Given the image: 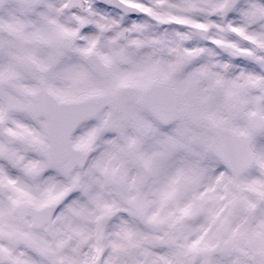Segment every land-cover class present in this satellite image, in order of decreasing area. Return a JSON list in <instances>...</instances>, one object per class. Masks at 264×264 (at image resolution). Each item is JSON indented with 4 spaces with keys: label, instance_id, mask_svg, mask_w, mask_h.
<instances>
[{
    "label": "snow or ice",
    "instance_id": "snow-or-ice-1",
    "mask_svg": "<svg viewBox=\"0 0 264 264\" xmlns=\"http://www.w3.org/2000/svg\"><path fill=\"white\" fill-rule=\"evenodd\" d=\"M36 3L37 0H15V7L6 17L7 23L0 25V242H9L7 246L0 243V264H29L15 253L14 246L21 241L47 257L49 264H66L67 258L58 259L54 247L37 241L19 226L29 216L32 223L48 224L47 210L62 192L50 188L37 197L30 185L15 173L19 171L24 177L36 178L45 170L56 168L69 174L72 167L82 163L93 143L104 133L114 134V138L106 140L109 150L96 164L106 177L114 181L119 179L113 161L121 154L132 157L150 176L166 173L156 193L157 199L151 203L157 206L153 220L169 228L157 239L175 250L163 255L145 250L146 259L137 264H215L216 249L234 245L241 233L237 228L227 239H221L219 235L210 236L209 229L203 228L199 236L191 239V230L183 224L187 216L204 211L203 203L196 201L203 202L207 197V193H200L192 202L181 205L184 195L198 186L203 174L198 163L185 155L192 154L193 145L199 142L198 138L188 135L185 117L196 123L206 120L217 132L223 131L225 121L198 111L196 106L207 104L217 89H225L232 97L234 89L245 85L255 87L256 78L247 76L244 84L235 80L225 82L222 77H214L207 64L186 72L193 57L204 49L186 46L183 41L187 40V35L179 32L176 33L178 39L168 42L163 38H142L149 25L136 22L127 31L138 35L134 38L125 32L116 33L108 41L105 53L97 50L96 39L90 40L87 47L77 49L83 57H95L96 67L109 78L94 79L79 65L61 68L63 50L74 33L59 27L50 30L32 27L30 18ZM123 3L158 24L200 31L215 26L197 19V14L204 12L198 7L199 0H123ZM229 7L230 0H222L213 11H226ZM248 15H264V9H256ZM231 31L264 47V38L246 35L240 27H232ZM227 46L241 51L235 43ZM146 47L151 51L142 52ZM120 64L131 65L132 71H115ZM223 67L227 69L229 65ZM179 73H184V78L177 80ZM64 81H70V86H58ZM130 89L134 91L129 92ZM161 91L167 92L173 104L182 109L157 113L158 120L164 124L176 121L170 132L163 133L158 130L156 121L149 123L138 114V106ZM104 105H108L106 110ZM89 118H96L99 123L74 138L73 130ZM217 152L237 175L251 164L248 156H241L233 164L218 146ZM32 154L39 158H33ZM257 162L264 168V161ZM231 184L233 181L225 184L219 196L225 201L224 225L231 223L233 212L242 205L249 211L256 209L257 205L243 195L245 191L255 192L258 200L264 201V184L238 185L237 191L232 190ZM71 186L90 195L91 183L79 174L72 176ZM208 192H215V189ZM90 198L98 206L102 201L100 193ZM172 204L175 209L161 216L160 213ZM211 216L215 222L217 215ZM124 238L128 241L127 247L114 243L117 255L111 257L108 264H117L119 254L138 246L127 231ZM181 240L183 243L178 242ZM251 242L260 264H264V220L252 233Z\"/></svg>",
    "mask_w": 264,
    "mask_h": 264
},
{
    "label": "clouds",
    "instance_id": "clouds-1",
    "mask_svg": "<svg viewBox=\"0 0 264 264\" xmlns=\"http://www.w3.org/2000/svg\"><path fill=\"white\" fill-rule=\"evenodd\" d=\"M221 2L222 0H199L198 7L204 12L198 13L197 19L215 25L210 26L207 31L158 24L134 12L123 0H37L32 9L30 25L44 30L59 27L74 33L70 44L63 50L60 66L71 69L79 65L94 79L109 77L98 70L94 63L95 57H83L77 49L87 47L90 40L96 39L97 50L105 53L108 41L116 33L125 32L134 38L138 35L127 31L134 22L149 25L142 38H163L168 42L178 39L176 33L179 32L187 35V40L183 41L186 46L204 49L193 57L191 64L186 66V72L207 64L214 77H222L225 82L235 80L244 84L247 76L256 78L255 87L245 85L234 89L235 95L232 97L227 95L225 89H217L207 104L196 106L198 111L225 121L223 131L217 132L206 120L196 123L185 117L188 135L199 141L193 145V153L185 155L198 163L203 174L198 186L184 195L181 205L192 202L200 193H207L203 202L196 201L203 203L204 211L189 215L183 221L187 229L191 230V239L199 236L203 228L209 229L210 236L219 235L221 239H227L232 231L239 229L241 234L236 237L234 245L216 249L215 264H260L251 236L264 220V201H259L255 192L245 191L243 195L257 205L256 209L249 211L242 205L233 212L231 223L224 225L226 210L222 211V208L225 201L220 200L219 196L223 194L224 185L229 181H233L230 185L233 191L238 190V185L256 182L264 184V168L257 162L264 161V47H258L231 31L232 27H240L246 35L264 38V15H248L256 9H264V0H230V7L226 11L214 12V6ZM14 7L15 0H0V25L7 23L6 17ZM214 41L221 43L216 44ZM229 43H235L241 51L228 47ZM148 51L151 49L147 47L142 50ZM225 64L229 65L227 69L223 67ZM115 71L129 72L132 71V66L120 64ZM183 78L184 73L177 74V80ZM70 83L64 81L58 86H70ZM107 108L108 105H104V109ZM173 110L182 109L174 105L170 95L163 91L156 92L146 104L138 106V114L149 123L156 121L161 133L170 132L176 121L164 124L158 120L157 113ZM98 123L96 118L82 120L73 130V137L85 134L89 127ZM112 138L113 133H104L98 137L82 163L72 167L69 174L56 168L47 169L36 178L24 177L19 171L15 173L30 185L37 197L50 188L62 192L60 198L47 210L48 224L41 226L32 223V217L29 216L27 221L19 225L22 231L30 233L37 241L54 247L58 259L67 258L71 264H93V260L95 264H108L109 259L117 255L113 250L114 243L127 247L125 231L131 234L138 246L119 254L117 264H137L146 259L143 256L145 250L155 255L169 254L175 250L157 239L163 237L169 228L167 224H159L153 220L157 206L151 203L157 199L156 193L160 190L166 173L150 176L132 157L121 154L113 161V166L118 169L119 179L114 181L106 177L96 164L109 150L106 140ZM217 146L233 164L241 156H248L251 159L250 166L237 175L218 154ZM32 156L39 158L35 154ZM76 174L91 183L89 196L84 195L81 189L71 186L72 176ZM64 189L68 190L63 191ZM209 189H215V192H208ZM96 193L102 196L99 206L90 198ZM175 207V204L170 205L160 215L173 211ZM213 213L217 215L215 222L211 216ZM178 242L183 243L182 240ZM0 243L7 246L9 242L5 240ZM14 248L16 255L29 261V264H49L47 257L40 255L23 241ZM97 249L100 251L97 252Z\"/></svg>",
    "mask_w": 264,
    "mask_h": 264
}]
</instances>
